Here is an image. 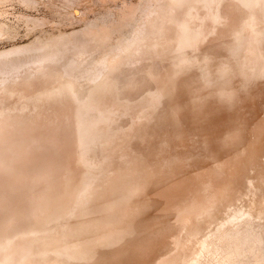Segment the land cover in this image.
<instances>
[{"label": "bare ground", "instance_id": "1", "mask_svg": "<svg viewBox=\"0 0 264 264\" xmlns=\"http://www.w3.org/2000/svg\"><path fill=\"white\" fill-rule=\"evenodd\" d=\"M0 264H264V0H0Z\"/></svg>", "mask_w": 264, "mask_h": 264}]
</instances>
